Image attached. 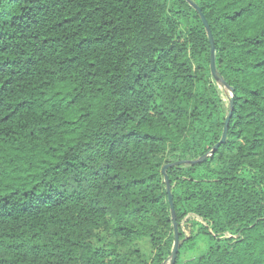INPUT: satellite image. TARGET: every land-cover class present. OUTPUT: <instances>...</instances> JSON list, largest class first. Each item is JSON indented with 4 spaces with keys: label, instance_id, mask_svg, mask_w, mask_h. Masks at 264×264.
I'll return each instance as SVG.
<instances>
[{
    "label": "trees",
    "instance_id": "16d2710c",
    "mask_svg": "<svg viewBox=\"0 0 264 264\" xmlns=\"http://www.w3.org/2000/svg\"><path fill=\"white\" fill-rule=\"evenodd\" d=\"M165 176L175 264H264V0H0V264H170Z\"/></svg>",
    "mask_w": 264,
    "mask_h": 264
},
{
    "label": "rangeland",
    "instance_id": "374dc122",
    "mask_svg": "<svg viewBox=\"0 0 264 264\" xmlns=\"http://www.w3.org/2000/svg\"><path fill=\"white\" fill-rule=\"evenodd\" d=\"M203 225L201 221L193 216L187 217L182 223V231L186 238H193L188 242L181 251L179 264H190L188 262L199 258L206 254L213 241L209 236L198 234L199 226ZM133 250L139 252L140 259L132 257L128 264H150V259L153 256V250L147 238H139L134 240L130 245L121 248V253L132 252ZM141 260L144 263H141ZM167 263V262H166Z\"/></svg>",
    "mask_w": 264,
    "mask_h": 264
},
{
    "label": "water",
    "instance_id": "95a60500",
    "mask_svg": "<svg viewBox=\"0 0 264 264\" xmlns=\"http://www.w3.org/2000/svg\"><path fill=\"white\" fill-rule=\"evenodd\" d=\"M195 10L198 12L199 14V17L203 23V26L207 32V35H208V40H209V43H210V48H211V56H210V69H211V74L213 76V78L224 84L223 81L221 79H219L217 77V74H216V70H215V56H214V42H213V39H212V36H211V32H210V29L208 27V24L206 22V20L204 19L203 15L201 14L200 10L198 8L195 7ZM230 94H231V97H233V91L230 89ZM230 117H231V113H229L228 117L226 118L225 120V123H224V130H223V133H222V137H221V140L219 143H217L214 148L206 155H204L201 159L199 160H196V161H183V162H178L176 163L175 165L176 166H179V165H195V164H199V163H202L204 162L209 156H212L215 154V152L219 149V147L225 143V140H226V137H227V131H228V126H229V121H230ZM172 165H167L163 168L162 170V173L165 174V171L168 167H171ZM165 183H166V187H167V193H168V202H169V205H170V211H171V214H172V222H173V227H174V245H173V249H172V252H171V257H170V264H175L176 262V258H177V254H178V250H179V235H178V229H177V224H176V220H175V215H174V209H173V205H172V197L170 195V192H169V184H168V179L167 177L165 176Z\"/></svg>",
    "mask_w": 264,
    "mask_h": 264
}]
</instances>
